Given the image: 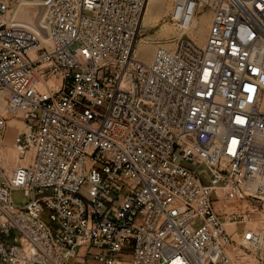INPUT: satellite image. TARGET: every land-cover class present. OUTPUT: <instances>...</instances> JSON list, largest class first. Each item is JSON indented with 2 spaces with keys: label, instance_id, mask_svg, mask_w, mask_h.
Returning <instances> with one entry per match:
<instances>
[{
  "label": "built area",
  "instance_id": "built-area-1",
  "mask_svg": "<svg viewBox=\"0 0 264 264\" xmlns=\"http://www.w3.org/2000/svg\"><path fill=\"white\" fill-rule=\"evenodd\" d=\"M148 1L0 0V264H264V0Z\"/></svg>",
  "mask_w": 264,
  "mask_h": 264
},
{
  "label": "rangeland",
  "instance_id": "rangeland-1",
  "mask_svg": "<svg viewBox=\"0 0 264 264\" xmlns=\"http://www.w3.org/2000/svg\"><path fill=\"white\" fill-rule=\"evenodd\" d=\"M162 1L164 3V6L163 7H153L152 12H151V13H155L158 16H161L162 19H159L156 21L153 19L154 18L153 17V18L147 19L145 22L142 21V29H141V35L139 38V43L137 45V51H138V55L146 61H150L152 59L153 53L155 52L156 48L159 45H162L168 48L173 47L174 44L177 42L178 38H180L182 35H183L182 36L183 38H187L188 36H190L193 39H196L199 43L204 42L205 34L209 28L208 27L209 21H210L209 14L200 13L196 17V19L198 18L197 20L199 22L197 29L193 31H187L185 28L181 26L180 22H178L177 20L173 18L174 0H162ZM23 14H24L23 16L27 20L29 21L34 20L33 19L34 13L28 8L25 9V12ZM196 30H202L204 36L199 37L196 33ZM15 134H16L15 131L14 130L11 131V128H9L6 133L5 141H8L12 144ZM6 153L8 154V151ZM6 159L8 163L6 164L5 168L7 169L9 173H11L15 166L14 165L15 157L13 155H11V157L8 156V158L4 157L3 161H5ZM192 168L195 169L197 172L201 173V178L205 184L209 183L210 176H209V173H205L204 166H198V167L194 166ZM14 200L16 203H19L21 205H25L28 202V199L24 195V192L22 190L14 191ZM198 224H199V221L197 222V225ZM242 228H243L242 226L239 227L240 231L242 230ZM95 251H96L95 248H92L90 250L91 253H94ZM248 264H254V263L250 261Z\"/></svg>",
  "mask_w": 264,
  "mask_h": 264
},
{
  "label": "bare ground",
  "instance_id": "bare-ground-1",
  "mask_svg": "<svg viewBox=\"0 0 264 264\" xmlns=\"http://www.w3.org/2000/svg\"><path fill=\"white\" fill-rule=\"evenodd\" d=\"M164 6V3H163V1L162 0H149L148 1V4H147V7H146V10H145V12H144V18H143V22H145L147 19H149V18H153L154 20H159V19H162V17L161 16H158V15H156L155 13H151L152 12V8L153 7H163ZM173 7H174V4H173ZM26 9V8H25ZM25 9H22V12H21V14L22 15H24L23 13L25 12ZM151 13V14H150ZM198 19V18H197ZM196 18H193V21L189 24V25H185V29L187 30V31H193V30H195V29H197V27H198V24H199V22H198V20H197ZM31 21V20H30ZM34 21V20H33ZM33 21H31V22H33ZM209 23H210V21H209ZM196 33H197V35L200 37H202V36H204V34H203V31L202 30H196ZM206 35V34H205ZM192 38V37H191ZM44 39V38H43ZM46 39V38H45ZM44 39V40H45ZM193 39V38H192ZM204 42H205V40H204ZM204 42H202V43H200V44H203ZM199 43V42H198ZM13 125H15V122H11V131H13V130H15V126H13ZM8 151V154L6 153L7 151ZM1 151L3 152V156H5V157H7L8 158V156L9 157H11V155H13L14 157H15V160H14V165L16 166L18 163H21L22 161L20 160V158H19V156L17 155V153L14 151V149H13V146H12V144L10 143V142H8V141H4L3 142V147L1 148ZM12 151V152H11ZM10 153V154H9ZM8 162H7V159L5 160V161H3V165H4V167H6V164H7ZM14 166V167H15ZM231 229V228H230ZM252 262L255 264V263H257L256 262V260H254V259H252Z\"/></svg>",
  "mask_w": 264,
  "mask_h": 264
},
{
  "label": "crops",
  "instance_id": "crops-1",
  "mask_svg": "<svg viewBox=\"0 0 264 264\" xmlns=\"http://www.w3.org/2000/svg\"><path fill=\"white\" fill-rule=\"evenodd\" d=\"M208 27H209V25H208Z\"/></svg>",
  "mask_w": 264,
  "mask_h": 264
}]
</instances>
